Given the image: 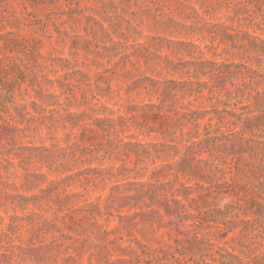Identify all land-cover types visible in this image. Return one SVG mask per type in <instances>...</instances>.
I'll use <instances>...</instances> for the list:
<instances>
[{
    "label": "rangeland",
    "instance_id": "1",
    "mask_svg": "<svg viewBox=\"0 0 264 264\" xmlns=\"http://www.w3.org/2000/svg\"><path fill=\"white\" fill-rule=\"evenodd\" d=\"M259 39L264 0H0L9 113L27 94L40 103L26 84L18 89L13 82L21 72L38 81L41 74L60 76L61 86L46 85L45 93L61 94L64 108L80 113V127L54 123L0 141V264H136L141 252L171 251L175 240L188 258L217 257L218 245L264 264L255 257L264 246ZM110 112L126 117L120 138L146 144L149 156L137 161L109 148L115 137L94 118ZM98 168L113 177L98 182ZM42 175L63 180L48 191ZM141 180L167 183L168 197L179 184L204 196L196 201L201 214L192 210L197 218L188 221L194 227L168 223L146 197L150 208L126 198L138 206L118 209ZM88 203L99 205L96 222L84 218L94 210ZM207 214L210 226L203 228ZM97 225L106 237L93 235ZM194 237L202 244L193 246Z\"/></svg>",
    "mask_w": 264,
    "mask_h": 264
},
{
    "label": "trees",
    "instance_id": "2",
    "mask_svg": "<svg viewBox=\"0 0 264 264\" xmlns=\"http://www.w3.org/2000/svg\"><path fill=\"white\" fill-rule=\"evenodd\" d=\"M262 43L264 41L260 40ZM6 42H3V44L0 46V48H3L4 50L7 48V45H5ZM255 47V46H254ZM9 51L12 52L11 48ZM22 52H24L22 50ZM0 53V111L3 112L4 115H6V118L1 115L0 113V141L5 140L6 142H16L19 138H21L19 133H24L25 131H39L41 129V126H45V128L49 129L50 126L54 123H62V125L65 124V122H68L71 124L72 129L76 127H80V113L77 112H68L67 109L64 108V104L60 102L61 94L56 95L54 93H45L48 89H44V86L51 85L53 86L54 82L58 83V86H61L60 82V76H58L55 79L49 78L45 74H41V81L37 80V76L33 75L32 77H29L28 74H25V72H21V77L17 76V80L15 77L13 78V82L17 85L18 89L21 87V85L26 84L28 88H31V90L35 93L33 97L38 98L40 100V103L37 102L35 99H32V96L27 94L28 101L25 102L19 107H13L14 113L10 114L9 110L7 109V106L5 105L10 104L13 102V97L7 96L8 93L13 92L12 90H6L5 95L2 94V90H5L1 87L2 81L4 79H7L11 74L6 71L4 60H7V56H4ZM5 58V59H4ZM5 72V73H4ZM4 73L3 75H1ZM22 74L24 75L22 77ZM25 92L27 93V89H25ZM45 104V105H44ZM52 106V107H51ZM28 107H31V111L28 109ZM63 111V112H62ZM111 116L107 118H100L96 117L94 118L95 121L98 123H106L104 125H97V128L99 130L105 131L107 133V136H114L115 140L108 139V146L112 151H118L120 155L125 156V158L130 159L129 157L134 156L137 161L144 156H149L150 150L147 148L146 144L140 143V142H124L123 139L120 138L119 134L122 133L121 129L122 126H126L125 118L122 115H114V112H110ZM64 114H67L66 117H64ZM119 120V121H117ZM17 123L24 125V127H18ZM33 126V127H32ZM65 126V125H64ZM95 131V130H94ZM19 132V133H18ZM71 134L77 136L80 140V134H75L72 132ZM188 149L190 147H187ZM16 157H21V154L18 152L13 153ZM9 164H13L11 160H6ZM111 168L117 169L115 166H111ZM99 175L96 177V179H99L98 182H102L106 179L110 180L113 177V174H106L104 173L102 168H98ZM144 169V168H143ZM147 170V168H145ZM216 166L212 168V166L208 169V172L216 176L215 174ZM179 170H177V173ZM151 174L153 175V172L151 171ZM43 178L46 180L47 177L45 175H42ZM178 176V174H177ZM80 177V174L77 176ZM63 180L61 177L57 178L55 180H46L47 186L46 190L50 191L52 189H56V185L58 182ZM80 180V179H79ZM139 183V189H134V193H130L126 196H123L119 199L120 203L118 204V209H124L126 205H130L131 207H137L138 204L133 203L130 204V202H124L126 201V198H134L135 200L144 201V198L146 197L148 200H150L154 205L157 207H161V209L164 211V213L169 217L168 223L170 224H176L179 223L183 226H186L188 228L194 227V222L188 224V221H193L197 218V214H201L200 206L196 204V201L199 199L201 201H204V196H196L192 197L191 190L189 187L184 186L183 184H179V187L174 189L173 192H171V195L167 196V183L165 182H157L153 183L152 181L147 180H141ZM201 187H205L201 185ZM143 204L148 205L145 201ZM88 205L92 206L94 208L85 211L86 215L84 216L85 219H88L90 221H95L96 219L93 216L94 212H97L98 214H102L99 208V205L94 203H88ZM150 208L151 206L148 205ZM192 210H195L197 214L193 213ZM71 211V210H70ZM150 211L153 214H158L161 218H163V215L158 209L152 208ZM73 212V210H72ZM74 213V212H73ZM67 213H65L62 216H58L57 219H63L66 216ZM206 214V213H205ZM87 215H90L88 217ZM112 215V214H111ZM69 215H67L68 217ZM209 214H207L203 221L205 225H203V228H207L210 226L209 222ZM171 218H175L177 222H173ZM69 219L72 220V216H69ZM47 220V219H45ZM49 220V219H48ZM96 224V223H95ZM177 227V226H176ZM97 233L93 234L95 237H106L108 235L107 232H103L101 235L100 230H102V225L96 226ZM200 229V228H199ZM179 235L185 233L184 231L179 230V228H176ZM225 237V236H224ZM223 237V238H224ZM187 242L190 244L189 239H187ZM232 242V241H231ZM176 247L173 248V250H164V249H156L153 250L152 253L146 254V252H141L142 258L137 256V263L138 264H261L260 261L253 262L252 259L245 260L239 255L235 254V248L231 247V250H228L227 248L223 246H218V249L222 252L218 253L215 252L217 257L215 255H200V257L196 258L193 256L187 257L188 255L186 252L180 250L178 247L181 245L180 240H175ZM227 243V242H226ZM138 247H146L144 244L137 242ZM191 244L193 246H199L202 244L200 240H196V237L191 241ZM209 246H215L213 243H209ZM143 255H147V257H143ZM209 257L210 260H206V258ZM255 257L263 258L264 257V246L263 251H259ZM136 263V264H137ZM263 264V263H262Z\"/></svg>",
    "mask_w": 264,
    "mask_h": 264
}]
</instances>
